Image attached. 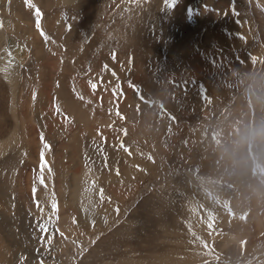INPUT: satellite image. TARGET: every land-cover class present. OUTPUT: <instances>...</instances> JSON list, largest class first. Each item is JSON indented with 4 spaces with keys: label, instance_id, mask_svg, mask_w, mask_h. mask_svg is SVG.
<instances>
[{
    "label": "rangeland",
    "instance_id": "rangeland-1",
    "mask_svg": "<svg viewBox=\"0 0 264 264\" xmlns=\"http://www.w3.org/2000/svg\"><path fill=\"white\" fill-rule=\"evenodd\" d=\"M258 1L264 8V0ZM16 2L26 5L25 0ZM32 3L37 5L42 13L41 29L46 34L43 22L49 18L51 21L56 7L48 11L35 0ZM195 4L192 6L195 9L189 8L186 11L188 18L184 16L185 18L178 19L177 23L174 16L176 24L172 18L167 21L169 35L172 36L166 37L168 46L176 48L175 51L168 53L169 59L162 63L150 57L149 71L153 80H159L162 73L169 76L168 89L163 92L166 102L163 103L160 97H153L151 103L138 107L134 113L136 116L128 121L130 124L137 123L138 129L150 127L151 123L157 122L162 113H165L172 120L165 137L159 128L148 129L143 135L136 130L124 133L127 126L119 127L109 133L110 135L107 133L101 137L95 135L91 140H86L84 150L82 148L78 153L77 151L71 153L77 167L69 169L61 166V162L66 163L69 160H65L66 153L60 150L61 142L58 140V136H66L58 135L53 130L46 138L49 146L47 155L51 158V163L49 168L45 167V164L42 165L47 170L43 171L45 176L43 179L47 184L37 182L39 189L43 187L39 194L48 192L49 196L44 195L43 198L36 200L25 197L27 200L23 198V201L10 198L7 209L0 210L5 213V226L0 225L1 264H165L168 258L164 254L140 257L142 256L140 251L119 246L121 244L116 242L114 235L117 237L121 235L120 232H128L130 237L127 240L133 239L131 242L138 241L139 237L144 238L145 235L151 236L153 233L149 231L144 218L139 216L143 210L137 212V209L141 208L144 200L152 195L161 196L159 201H162L168 194L178 192L185 194L183 185L188 178L191 179L193 188L199 192L196 195L198 197L196 202L203 210V214L207 215L210 229L221 234H229L222 231L219 223L223 215L232 212L230 205L235 197L231 183L238 175L235 174L234 163L229 162L230 157L232 154H243L248 144H251L252 154L256 158L255 165L257 167L263 165L264 149L259 146L258 135L259 129L262 124L264 125V13L261 18L257 17L250 0H197ZM174 8L175 6L167 10V18L169 14L171 16ZM0 9V54L8 40L23 37L15 30L16 27L17 30L22 28L20 24L23 28L31 29L32 26L33 30L41 34L34 24L36 22L31 23L28 17L29 22L22 16L23 20L17 24L18 19L11 6L6 14L2 13V8ZM195 10L197 16L193 14L196 17L193 20L192 17L189 18V14ZM208 15L216 17L208 19ZM56 23L57 21L51 26L53 30L51 35H56L54 30ZM198 23H205L207 27L201 34H195L200 38L196 40L192 36L191 28H196ZM135 40L137 50L135 49L132 58L134 60L140 59L141 53L138 49L141 44L150 46L158 44L157 37H153V40L136 37ZM30 43L31 41L24 37V44L30 46ZM186 43H195V47L185 53L182 47ZM46 47L47 52H56L54 43L47 42ZM123 56L127 57V53ZM17 69L20 70V75L18 74L17 80L15 78L12 82L13 86L7 85V88H3V91L6 89L4 94L14 100L15 104L21 94L23 87L21 84L33 78L37 72L32 58L19 64ZM78 69L81 70V67ZM18 75L16 73V77ZM71 90L78 95L74 89ZM138 90L142 95L145 94L141 87ZM103 111L110 114V109ZM8 112V116L9 114L11 116L9 109ZM249 112L252 129L248 136L249 126L246 118ZM11 118L12 129L10 127L7 144L0 147V159L13 156L17 158L27 148L24 132L21 133L16 119L13 120L12 116ZM0 121L2 131L3 120ZM198 133H201L203 138L201 144L197 141L198 138H194ZM181 134H186L185 141L178 140ZM4 135L5 133L0 135V142L6 137ZM162 136L164 148L178 145L186 147L183 155L180 153L175 159H169L168 156L159 153L161 150L153 149L154 141L162 139ZM62 140L67 141L65 138ZM200 147L203 150L206 148L200 155L202 163H205L203 156L209 155L212 158L208 166L205 168L200 162L186 164L193 155L198 154L193 152L194 149ZM122 151L132 154V159L144 162L143 165L152 159L155 176L149 174L143 179L139 176L126 178L123 173L126 161L123 156L118 158L115 156ZM81 162L85 165V176L83 179L80 177L72 179L70 176L74 170L81 173L80 170L83 169L79 165ZM227 163L228 166L225 167ZM243 171L244 167L240 168V172ZM179 176H183L184 180L181 187L177 178ZM76 179L78 183L75 184V188L76 191L78 187L81 189L80 198L77 201H69V192L72 191V184ZM15 185L9 182L6 188L4 187L6 192H9V197L11 193L13 195L16 192ZM109 186H113L121 196L113 197L107 193ZM186 194H189V190ZM200 196L209 197V206L203 203ZM53 203L56 204L55 210L52 208ZM150 214L152 216L151 212ZM131 217L135 220L130 221L132 223L129 226L133 225L129 229L128 225L123 226V223ZM1 222L0 220V224ZM154 243L159 244L157 241ZM263 254H259L258 257L250 255L247 259L253 260L252 264H255L264 258ZM227 259L225 261L221 258L220 261L209 257L205 259V263L216 264L218 260L217 264H236L243 261L236 256Z\"/></svg>",
    "mask_w": 264,
    "mask_h": 264
},
{
    "label": "bare ground",
    "instance_id": "bare-ground-1",
    "mask_svg": "<svg viewBox=\"0 0 264 264\" xmlns=\"http://www.w3.org/2000/svg\"><path fill=\"white\" fill-rule=\"evenodd\" d=\"M35 1L48 11L56 7L51 21L49 18L43 22L42 26L46 31L44 37L33 30L32 26L31 30L26 27L23 28L20 24V20H23L22 16H25L26 19L28 17L31 23L36 22L33 9L22 3L19 4L16 0L11 2L2 0L0 2L3 14H6L9 6H11L18 19L17 24L22 27L17 30L16 24L14 26L17 28H15L16 33L19 32L23 36L8 40L0 54V57L2 56L0 59V120H3L0 135L5 133L4 136H6L1 140L0 147L8 142L9 133L12 129L11 116L14 117L13 120L16 119L18 126L20 125L21 133L24 132L27 144L25 152L17 158L13 156L0 159V210L7 209L10 198L23 201L25 197L36 200L43 198L44 195L49 196L48 192L39 194L43 187L39 189L37 182L47 184V181L43 179V171H47L45 167L49 168L51 158L47 155L48 148H45L44 145L47 144L46 138L53 130L58 135L66 136H58V140L61 142L60 150L66 153L65 160H69L66 163L61 162V166L69 167V169L70 167H77L71 153L75 151L78 153L80 152L79 149L82 148L84 150L85 141L91 140L95 135L101 137L105 133L111 134L112 131H115L114 129L127 126L124 133L127 131L135 132L136 130L144 135L148 129L159 128L165 137V132L172 122L165 113H162L157 122L151 123L150 127L138 129L137 123L130 124L128 121L136 116L134 113L139 109L138 107L151 103L153 97H160L163 99V103L166 102L163 92L168 89L169 76L162 73L160 79L154 81L151 77V71H149L151 67L150 57L152 56L159 62L169 59L168 53L175 51L176 48L168 46L166 37L170 36V32L167 21L170 18L173 19L174 16L177 23L179 22L178 19H183L184 16L188 18L186 11L193 8L192 6L196 5L197 2V0H188V5H186V1L176 0L175 8L172 9L171 16L169 14L167 18L169 7L164 4L163 0ZM250 3L255 15L261 18L264 8L260 2L250 0ZM193 14L197 16L196 10L195 12L190 11L189 14V18L192 17L194 20L196 17ZM211 17L216 16L208 15L207 18L210 19ZM56 21L54 28L56 35H51L53 31L51 26ZM176 21L174 20L173 23L176 24ZM206 27L205 23L196 24V28H191L193 30H191L192 36L199 40L200 38L195 34H201ZM173 34L175 33L173 32ZM24 37L31 41L30 46L24 44ZM136 37H145L148 40L157 37L158 44L156 46L141 44L140 49H138L141 53L140 59L134 60L132 58L136 49ZM47 42L55 44V53L47 52ZM194 47L195 43H186L182 49L186 53ZM124 53H127V57L123 56ZM30 58L35 61L37 72L33 78L29 77V80L21 84V87L23 86L21 94L15 104L13 103L14 100L12 101L4 94L6 89L3 91V88H7V85L11 86L15 78L17 80L20 75V70L17 67ZM78 67H81V70ZM16 73L19 74L17 77ZM92 84L96 85L95 89ZM139 87L143 89L144 95L138 90ZM71 89H74L78 95H75ZM161 108L164 112L163 106ZM8 109L12 113L11 116L9 114L11 120L8 116ZM104 109H110V114L104 112ZM246 121L249 126V136L250 129H252L250 127L252 125L250 112ZM259 130V146L264 149L263 124ZM42 136L43 140L41 139ZM163 136L162 139L154 141L153 149L161 150L159 153L168 156L169 159H175L180 153L183 155L182 152L186 147L183 148L181 145L164 148ZM63 138L67 141H63ZM194 138H198L197 141L200 144L203 141L201 133H198ZM186 139V134H181L178 140L185 141ZM205 150L206 148L203 150L201 147L194 149L193 152L198 154L193 155L186 164L202 163L200 155ZM251 150V144H248L246 151L241 154L242 156L232 154L229 160L236 166L235 174L238 175L236 180L231 183L235 197L230 205L232 212L223 215L219 223L222 231L229 234H221L210 229L207 215L203 214V210L199 208V204L196 202L198 199L196 195L199 192L193 188V183L188 178L183 185L185 194H182L184 192L168 194L162 201H159L161 196L152 195L144 200L141 208L137 209V212L143 210L139 216L144 218L149 231L153 233L151 236L145 235L144 238L139 237L138 241L131 242L133 239L127 240L130 233L120 232L121 235L117 237L114 235L117 239L116 242L121 244L119 246L123 248L140 251V255H142L140 257H145V255L163 256L164 254L168 258L165 264H195V262L206 264L205 259L209 257L217 258L220 261L221 258L222 260L224 258L227 261V258L231 256L239 257L240 260L243 259L236 264H252L253 260L247 259L250 255L258 257L259 254L264 253V157L263 165L257 167L254 163L256 158ZM41 153H43V159H41ZM131 155L127 151L115 155L117 158L123 156L126 161L123 169L126 178L139 176L143 179L149 174L155 176L152 159L143 165L144 162L140 163L141 161L133 160ZM203 157L205 163L202 164L206 168L212 158L209 155ZM43 164L45 167L42 166ZM79 165L83 169L80 170L81 173L78 170L71 172L72 176L70 177L72 179L77 177L83 179L85 176L84 162ZM227 166L228 163L225 167ZM243 167L244 171L240 172V168ZM182 177H177L180 187L184 181ZM9 182L16 184V192L13 195L11 193L10 197L8 196L9 192L5 190ZM76 183H78L77 179L73 181L72 191L69 192V201H77L80 198L81 189L78 187L76 191ZM109 188L107 193L111 196H121V193L116 192L113 186H109ZM191 188L193 189L190 190ZM187 190H189V194H186ZM201 198L203 203L209 206V197L203 196ZM25 200L27 199L25 198ZM133 219L131 217L126 220L123 226L128 225L127 228L130 229L133 225L129 226L132 223L130 221ZM0 220L2 221L0 225L5 226V213L0 212ZM154 241L159 244L155 245ZM255 264H264V258Z\"/></svg>",
    "mask_w": 264,
    "mask_h": 264
},
{
    "label": "snow or ice",
    "instance_id": "snow-or-ice-1",
    "mask_svg": "<svg viewBox=\"0 0 264 264\" xmlns=\"http://www.w3.org/2000/svg\"><path fill=\"white\" fill-rule=\"evenodd\" d=\"M163 2H164V4L167 7L171 8V7L175 6L176 0H163ZM25 4H26L27 7H29L30 9L34 10V15H35V18H36V28L38 30H40L42 36H45V33L41 29V16H42V13H41L40 9L34 3H32V0H25ZM105 67H107V66H105ZM92 87L95 89L96 85L92 84ZM117 115H119L118 112H117ZM41 139L43 140V136L41 137ZM44 147L48 148L49 146L47 144H45ZM41 159H43V153H41ZM52 208H53V210L56 209V204L55 203L52 204ZM61 235H63V233H61Z\"/></svg>",
    "mask_w": 264,
    "mask_h": 264
}]
</instances>
